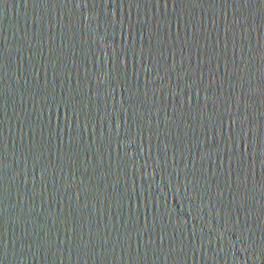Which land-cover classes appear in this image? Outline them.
<instances>
[{
  "label": "water",
  "instance_id": "1",
  "mask_svg": "<svg viewBox=\"0 0 264 264\" xmlns=\"http://www.w3.org/2000/svg\"><path fill=\"white\" fill-rule=\"evenodd\" d=\"M0 195L40 264H264V0H0Z\"/></svg>",
  "mask_w": 264,
  "mask_h": 264
}]
</instances>
